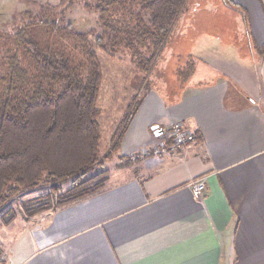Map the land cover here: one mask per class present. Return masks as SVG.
I'll use <instances>...</instances> for the list:
<instances>
[{
	"label": "crops",
	"instance_id": "1",
	"mask_svg": "<svg viewBox=\"0 0 264 264\" xmlns=\"http://www.w3.org/2000/svg\"><path fill=\"white\" fill-rule=\"evenodd\" d=\"M222 1L246 14L239 32L214 16L201 43L177 47L195 61L193 77L173 94L155 86L141 97L98 194L0 225L6 264H264V0ZM121 64H110L115 83L135 74ZM115 83L107 92L120 126L129 87ZM178 122L197 138L174 152L168 131ZM162 142L168 153L143 155Z\"/></svg>",
	"mask_w": 264,
	"mask_h": 264
},
{
	"label": "trees",
	"instance_id": "2",
	"mask_svg": "<svg viewBox=\"0 0 264 264\" xmlns=\"http://www.w3.org/2000/svg\"><path fill=\"white\" fill-rule=\"evenodd\" d=\"M188 3L59 0L26 14L12 32L0 31V213L26 192L58 190L67 181L73 187L58 197L60 208L102 190L107 173H94L104 166L98 108L103 72L96 48L113 58L127 55L139 73L151 74ZM78 4L99 15L102 32L93 42L66 22ZM195 71L191 59L179 73L181 87ZM91 173L97 177L88 182H96L86 188ZM10 214L6 223L15 218L12 211L3 218Z\"/></svg>",
	"mask_w": 264,
	"mask_h": 264
},
{
	"label": "rangeland",
	"instance_id": "3",
	"mask_svg": "<svg viewBox=\"0 0 264 264\" xmlns=\"http://www.w3.org/2000/svg\"><path fill=\"white\" fill-rule=\"evenodd\" d=\"M222 2V0H189L187 8L173 31L166 48L155 61L151 74L143 75L134 69L135 74H129L124 80L122 77L125 76V74H123L124 72L122 71V74L118 73V76L115 79L117 83H115L110 78V64L112 66L113 62H123L121 65H124L123 67H125V70L127 67L130 68L134 65L132 59L129 56L122 54H118V56L113 58L108 56L102 50L94 47L96 48L98 58L103 66V86L101 87L103 92L101 95V117L99 120L101 123V135L103 139L101 140L100 145V158L104 165L97 170L95 169L94 173L105 171L108 174L107 171L110 172V168L112 167L111 160L113 159V154L116 152V150L114 151V142L119 134L123 133V127L126 120L129 118L128 116L130 112H134L136 104L141 100L142 96L155 86H158L164 94H166V92H171V94H173L177 91L180 85L179 73L182 68L188 64L184 57L180 59L174 53L177 47L182 44L185 49H190L194 44L198 42L201 43L206 36L203 33L202 28H209L211 30L217 28V24H215L213 20L214 16H216L217 22L227 23L228 25L235 27V30L239 32L238 27L244 25L246 14L241 10L238 11L235 7H232L233 10L230 11L224 10ZM58 4L59 0H0V31L12 32L20 25L22 26L27 20L26 14H36L40 5L56 6ZM66 22L71 24L72 29L75 32L89 35L92 42L93 39L102 32L99 15L84 8L83 4L76 5L73 10L67 14ZM112 83H115L118 86L119 84L122 85L124 83L123 87L125 84L129 87L127 90V93L129 94V102L127 105L130 104L131 108L130 111H127L126 108L124 109V111L126 110L125 113H127V115L120 126L116 122V119L120 120L118 117L121 116L122 110L113 106L116 101H110L111 97L107 92L110 91L111 86H114ZM172 98H175V96L172 95ZM102 141H105L106 144H102ZM108 161L109 164L107 163ZM128 164L129 163H126L125 165ZM94 173L88 175L85 183L88 181L90 182L91 179L97 177ZM89 182L85 186L82 184V186L89 188L95 185L96 181L92 180L91 183ZM72 187V181H67L63 182L58 190H51V188L42 187L20 195V197L10 202V204L2 210L0 213V225L9 226L19 216L28 220L58 210L60 208L57 201L58 197L64 195V193L71 190ZM23 204H26L27 208L30 209V213H28V209L23 207ZM9 211L15 212V218L6 223V220L11 219V214L6 218H3V216ZM0 251L5 257H7V252H5L4 249L3 251L5 253L1 248Z\"/></svg>",
	"mask_w": 264,
	"mask_h": 264
},
{
	"label": "built area",
	"instance_id": "4",
	"mask_svg": "<svg viewBox=\"0 0 264 264\" xmlns=\"http://www.w3.org/2000/svg\"><path fill=\"white\" fill-rule=\"evenodd\" d=\"M168 138L172 141L174 145L172 151L176 152L178 148H182L195 143L197 135L186 124H184V122H178L173 124L169 129ZM164 142H162V144H160L157 147L145 149L143 151V155L147 156L152 154L154 156H159L168 153L169 147ZM205 191H206V186L204 182L194 185L193 187L194 198L200 199L202 195L205 193ZM6 259L7 257H5V255L0 251V264H6Z\"/></svg>",
	"mask_w": 264,
	"mask_h": 264
},
{
	"label": "water",
	"instance_id": "5",
	"mask_svg": "<svg viewBox=\"0 0 264 264\" xmlns=\"http://www.w3.org/2000/svg\"><path fill=\"white\" fill-rule=\"evenodd\" d=\"M153 130H154L155 132H157L156 134H157L158 136H160L161 133H162V131H160V130L158 129L157 126H154V127H153ZM158 132H159V133H158Z\"/></svg>",
	"mask_w": 264,
	"mask_h": 264
}]
</instances>
